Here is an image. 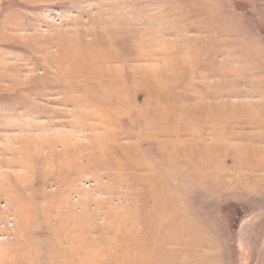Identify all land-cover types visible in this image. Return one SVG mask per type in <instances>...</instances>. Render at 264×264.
I'll use <instances>...</instances> for the list:
<instances>
[{"label": "rangeland", "instance_id": "obj_1", "mask_svg": "<svg viewBox=\"0 0 264 264\" xmlns=\"http://www.w3.org/2000/svg\"><path fill=\"white\" fill-rule=\"evenodd\" d=\"M0 264H264V0H0Z\"/></svg>", "mask_w": 264, "mask_h": 264}, {"label": "bare ground", "instance_id": "obj_2", "mask_svg": "<svg viewBox=\"0 0 264 264\" xmlns=\"http://www.w3.org/2000/svg\"><path fill=\"white\" fill-rule=\"evenodd\" d=\"M92 58H93V57H92ZM92 58H91V59H92ZM97 59H99V58H97ZM97 59H93V60H96V61H97ZM91 62H92V61H89V62H88V59H87V61H85L86 64H89V63H91Z\"/></svg>", "mask_w": 264, "mask_h": 264}]
</instances>
